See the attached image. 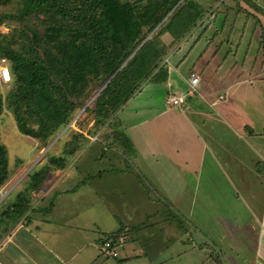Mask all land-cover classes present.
Returning a JSON list of instances; mask_svg holds the SVG:
<instances>
[{"label": "crops", "instance_id": "crops-1", "mask_svg": "<svg viewBox=\"0 0 264 264\" xmlns=\"http://www.w3.org/2000/svg\"><path fill=\"white\" fill-rule=\"evenodd\" d=\"M189 16L192 17L193 14ZM194 38L195 35L180 44L187 45L185 49L189 46V52L192 51L187 58L183 57L184 52H174L172 58L169 56L167 81L146 84L120 112L124 129H130L129 137L132 140V151L134 150L128 159L116 154L127 159L132 167L127 168L125 165L123 169H119V176L115 181L123 184L121 188L116 185L120 192H113L114 196L109 202H105L103 195L92 188L91 183L85 182L78 188L75 182L69 183L68 178L73 170L68 167L59 176L61 178L58 182L38 192V203L32 208L33 213L27 214L30 217L29 224L25 226L21 222L5 237L0 245V264H177L174 261L180 252L176 253L171 245L188 241L191 242V247L197 248L200 243H214V240L219 241L215 242L219 246L222 244L225 247L228 246L225 245L228 241H235L231 243L238 248L239 264H245L248 254L247 235H250L248 227L254 229L257 237L254 264H264V138H255L253 135L257 133L253 128L233 126L234 129H230L240 139H254L253 145L248 144L258 159L254 165L253 179L258 185H255L253 192L261 193L262 203L258 215L256 214L257 218L253 212H247L249 218L255 220L254 223L238 221L237 225L234 222V212L232 215L228 212V218L222 221L223 228L219 236H201V241L198 239L194 242L187 239L185 230L171 227L166 217L174 222L175 218L170 211H165L164 214L154 213V225L158 226L162 238L157 239L156 231L147 233L148 222L144 215L149 218L154 214L146 210L148 202L142 201L156 200L151 194L139 199V194L150 190L154 194H161V199L165 204L170 203L171 209L185 214L187 218H194L196 215L200 216L196 203L201 185L207 186V192L211 191L212 185L216 183L217 171L220 173V166L212 155L208 139L206 141L202 133H213L211 130L214 119H208L216 117L220 112L217 111L215 115L211 113L219 102L211 101L210 98L216 93L220 94V99L223 98L224 83L231 76L232 69L228 70L222 64L212 67L210 59L202 60L203 53L198 56V48L204 36L195 44ZM192 57L195 63L190 60L189 69L184 71L189 63L188 59ZM191 71L198 72L202 79V88L194 95H199L198 101L192 102L194 96H189L180 107L167 106V95L188 91ZM205 73L211 78L210 81L204 79ZM210 84H213L210 92H202ZM200 102L204 103L206 109H202ZM187 103L188 109H183ZM223 124L226 125L227 121ZM148 137L160 142L150 143ZM225 165L232 170L231 162L225 161ZM258 165L260 171L257 169ZM104 173L105 171H101L97 175L102 178ZM238 178L242 180L241 171ZM141 180L144 184L139 187L137 182ZM226 182L232 188V183L228 180ZM57 185H61V188H56ZM83 187L87 192L82 190ZM244 191L249 192L245 187ZM179 192H183L184 202L176 198ZM113 208L122 209L123 213L118 214L112 211ZM121 230L123 233L117 237L116 242L111 240L118 256L109 257L103 251V244L111 238L109 236ZM225 233L230 235L224 236Z\"/></svg>", "mask_w": 264, "mask_h": 264}, {"label": "rangeland", "instance_id": "rangeland-1", "mask_svg": "<svg viewBox=\"0 0 264 264\" xmlns=\"http://www.w3.org/2000/svg\"><path fill=\"white\" fill-rule=\"evenodd\" d=\"M194 1L200 4L203 12L200 17L194 15L190 17L194 23L186 39H191L195 35L196 38L193 40V44H195L200 40L201 36H204L198 48V52L200 51L198 56L203 53L201 59H210L212 67L222 64L225 65L223 66L224 68L232 69L231 76L224 83L225 94H222L223 98L220 99V94L218 93L210 98L211 101L219 102L215 106L214 112L211 113L215 115L217 111L220 112L216 117L208 119H214L211 130L213 133L205 134L201 132L204 135V139L206 141L208 139L212 155L220 166V173L217 171L216 183L212 185L211 191L207 192L205 190L207 186L201 185L196 203V209L200 216L196 215L194 218L188 216V219L185 214L174 211L171 209L170 203L165 204L163 202L161 199L163 195L154 194L151 190L148 193L145 191V194H139V199L151 194V197L156 201H149V199L142 201L148 202L146 203V210L151 214L156 212L164 214L165 211H170V214L176 218L174 222L166 217L171 227L185 230L187 239L196 242L198 239L201 241V236L205 238H208V236H219L223 228L222 221L228 218V212L231 215L234 212V222L238 225V221L239 223L243 221H246L247 224L250 221L254 223L255 220L249 218L247 212H253L257 218L261 209V193L259 191L253 192L255 185H258L253 180L255 176L254 165L258 159L255 152L248 145H253L254 139H240L232 130L234 127L253 128L255 133H257L253 135L255 138H264V0ZM0 10H4V13L15 12L16 4L7 5L0 8ZM0 31L7 33L9 29L6 26H1ZM207 31L209 32L207 33ZM185 40L175 43L169 35L163 36L162 49L167 69L169 56L172 58L176 52H184L183 57L187 58L191 54L192 51L189 52V46L187 49H185L187 45L181 46ZM200 48L202 49L200 50ZM190 60L195 63L193 57L189 58L187 61L189 63L184 71L189 69ZM0 64H4L2 60H0ZM239 68H241L240 71ZM192 72L196 71H191L190 74ZM204 79L210 81L211 78L205 73ZM109 82L110 80L102 87L92 85L71 123L56 134L46 147L42 148L38 141L22 135L18 131L16 121L6 106L0 118V134L2 141L8 148L12 174L0 189V211L6 210L8 203L14 202L19 193L30 188L32 185L31 173L50 162L49 157L52 156L66 157L68 166L60 169L52 165L57 169L51 171L41 189L54 185L61 178L59 176L62 172H66V169L70 168L73 173L68 178L69 183L75 182L77 188L81 185V182L91 183V187L103 195L105 202L110 201L114 196L113 192H120L119 188L123 187V184L116 182L115 179L119 176V169H123V166L126 165L127 168H132L127 159L132 156L134 150L132 151L130 147H126L121 141L117 140L113 133L125 131L129 137L131 134L130 129H124V124L120 117L121 111L118 113L119 121H116V119L114 121L113 119L106 121L104 119L103 122L99 123L96 122L97 119L94 113L86 111L89 106L90 108L94 107V101ZM5 84L0 78V92L3 95L7 91ZM211 87H213V84L208 85L202 92L207 94V92H210ZM170 95H167V97ZM198 98L199 95L192 97L191 100L196 102ZM199 105L202 109H206L204 103L200 102ZM183 109H188V103L183 106ZM226 121L227 124L224 125L223 123H226ZM139 130H142V128ZM75 132L83 135V137H77V141L74 140L76 147L81 146V148L78 152L77 149L74 155L66 156L67 144L72 140ZM129 139L131 140L130 137ZM147 140L150 143L160 142V140L153 137H148ZM133 141L135 144V139ZM220 143L222 144L220 145ZM226 147L228 148L225 151ZM116 154H120L127 159ZM227 158L229 159L228 162ZM225 161L226 163L231 162L232 170L226 167ZM210 163L212 165V162ZM101 171H105L102 178L97 175ZM239 171L242 173V180L238 178ZM63 174L66 179L65 173ZM203 179H205V176L202 181ZM226 180L232 183V188ZM137 184L140 187V185L144 184L143 180L137 182ZM244 187L248 188L249 192L244 191ZM56 188H61V185H57ZM82 190L87 192L84 187ZM146 190L148 191L147 187ZM30 195L33 208L38 200V192L31 191ZM177 195L178 197L176 198L184 202L182 200L184 197L183 192H179ZM32 208L27 213H33L31 212ZM112 211L118 214L123 213V210L119 208H113ZM155 215H151L149 218L144 215V219H147L146 221L151 224L147 223L146 225L148 228L147 233L151 234L156 231L157 239L160 240L162 238L161 231H158V226L154 225ZM247 229L250 231V235H247L248 254L245 264H254L255 238L257 237L254 235V229L251 227ZM229 235L224 234V236ZM215 242L219 241L214 240V243L206 241L205 244L200 243L197 248L191 247V242L188 241L179 245H171L173 250L177 251L176 253L180 252L174 262L187 264L189 260L188 264H239L238 248L232 244L235 241H228L225 244L226 246L228 245L229 249L222 244L219 246ZM213 251L217 254L216 258H214L215 262L209 257L210 253H214Z\"/></svg>", "mask_w": 264, "mask_h": 264}, {"label": "trees", "instance_id": "trees-1", "mask_svg": "<svg viewBox=\"0 0 264 264\" xmlns=\"http://www.w3.org/2000/svg\"><path fill=\"white\" fill-rule=\"evenodd\" d=\"M14 3L15 12L0 10V28L9 29L0 31V60L11 73L6 94L0 92V118L7 106L18 131L41 148L71 123L92 85L102 87L110 80L94 107L86 109L99 123L119 121L118 113L146 84L165 83L169 70L163 36L183 42L193 28L189 14L200 17L203 12L194 0H0V8ZM73 135L66 156L81 148L74 140L83 135ZM113 135L133 149L125 131ZM49 158L31 173L30 188L0 211V245L21 222L29 224L30 192H39L53 169L68 166L66 157ZM11 174L0 134V189ZM121 233L108 241L114 246L111 240L116 242ZM213 252L209 257L214 261Z\"/></svg>", "mask_w": 264, "mask_h": 264}, {"label": "built area", "instance_id": "built-area-1", "mask_svg": "<svg viewBox=\"0 0 264 264\" xmlns=\"http://www.w3.org/2000/svg\"><path fill=\"white\" fill-rule=\"evenodd\" d=\"M4 64H0V78L4 81V83H8L11 81V73L9 67L6 65L5 60H2ZM189 89L186 93L178 94V95H170L166 98V104L169 107H180L184 104L185 100L189 96H194L199 92L201 87L202 79L198 72H192L188 78ZM103 251L109 257H117L118 252L116 248L112 245L111 242H106L103 246Z\"/></svg>", "mask_w": 264, "mask_h": 264}, {"label": "water", "instance_id": "water-1", "mask_svg": "<svg viewBox=\"0 0 264 264\" xmlns=\"http://www.w3.org/2000/svg\"><path fill=\"white\" fill-rule=\"evenodd\" d=\"M149 37H150V36H149ZM149 37H148V38H149ZM148 38H147V39H148ZM101 91H102V90H101ZM67 128H68V127H67Z\"/></svg>", "mask_w": 264, "mask_h": 264}, {"label": "bare ground", "instance_id": "bare-ground-1", "mask_svg": "<svg viewBox=\"0 0 264 264\" xmlns=\"http://www.w3.org/2000/svg\"><path fill=\"white\" fill-rule=\"evenodd\" d=\"M2 202V201H1Z\"/></svg>", "mask_w": 264, "mask_h": 264}]
</instances>
